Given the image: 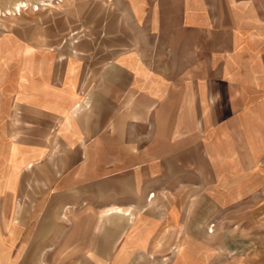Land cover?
<instances>
[{
	"label": "crops",
	"instance_id": "obj_1",
	"mask_svg": "<svg viewBox=\"0 0 264 264\" xmlns=\"http://www.w3.org/2000/svg\"><path fill=\"white\" fill-rule=\"evenodd\" d=\"M58 4L89 38L0 44V264H204L264 193V0Z\"/></svg>",
	"mask_w": 264,
	"mask_h": 264
},
{
	"label": "rangeland",
	"instance_id": "obj_2",
	"mask_svg": "<svg viewBox=\"0 0 264 264\" xmlns=\"http://www.w3.org/2000/svg\"><path fill=\"white\" fill-rule=\"evenodd\" d=\"M59 7L58 0H0V44L22 36L37 37L39 30L47 45L75 44L89 38L83 27L74 33L79 27L59 17ZM209 218L210 249L204 264H264V193L247 205L219 210Z\"/></svg>",
	"mask_w": 264,
	"mask_h": 264
},
{
	"label": "bare ground",
	"instance_id": "obj_3",
	"mask_svg": "<svg viewBox=\"0 0 264 264\" xmlns=\"http://www.w3.org/2000/svg\"><path fill=\"white\" fill-rule=\"evenodd\" d=\"M20 4H21V2L18 3L19 6H20ZM22 5H24V4H22ZM18 9H19V8H18Z\"/></svg>",
	"mask_w": 264,
	"mask_h": 264
},
{
	"label": "built area",
	"instance_id": "obj_4",
	"mask_svg": "<svg viewBox=\"0 0 264 264\" xmlns=\"http://www.w3.org/2000/svg\"><path fill=\"white\" fill-rule=\"evenodd\" d=\"M152 195V194H151Z\"/></svg>",
	"mask_w": 264,
	"mask_h": 264
}]
</instances>
